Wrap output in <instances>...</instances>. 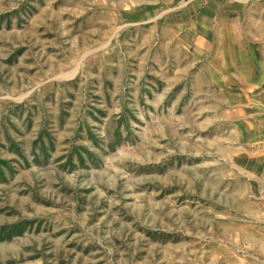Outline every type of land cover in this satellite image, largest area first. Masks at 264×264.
<instances>
[{
    "label": "rangeland",
    "instance_id": "obj_1",
    "mask_svg": "<svg viewBox=\"0 0 264 264\" xmlns=\"http://www.w3.org/2000/svg\"><path fill=\"white\" fill-rule=\"evenodd\" d=\"M0 264H264V0H0Z\"/></svg>",
    "mask_w": 264,
    "mask_h": 264
},
{
    "label": "crops",
    "instance_id": "obj_2",
    "mask_svg": "<svg viewBox=\"0 0 264 264\" xmlns=\"http://www.w3.org/2000/svg\"><path fill=\"white\" fill-rule=\"evenodd\" d=\"M226 27L228 28L226 30ZM216 37L214 38V36L212 35H207L202 33V35L200 37H198L199 35H196V33L194 31H192L190 33H188V44L189 43H193V50H192V54L193 55H204V56H208L210 55V59L205 61V59L203 58H196V61H204L205 63H207L208 69L210 70H214V62L217 64V60H214V55L215 54H219V55H223V58L221 59V61L224 62H228L227 59H224L225 54H230L231 57L234 54H247L249 52V48H246V46L242 47L239 46L237 48L234 47V45H236V40L238 39V32H234L231 30L230 27L226 26V24L224 23V25H222V27H220L219 30L215 31ZM199 41L201 45H195V43ZM241 47V48H240ZM188 50H190L188 48ZM262 50V49H261ZM261 50H256V51H261ZM245 52V53H243ZM254 55H256V53H253ZM230 57V60H231ZM233 59V57H232ZM204 68V67H202ZM218 69H220V67H218ZM216 70V69H215ZM222 70V69H220Z\"/></svg>",
    "mask_w": 264,
    "mask_h": 264
}]
</instances>
